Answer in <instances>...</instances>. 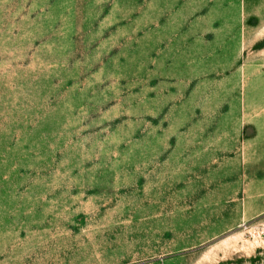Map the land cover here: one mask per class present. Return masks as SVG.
Returning <instances> with one entry per match:
<instances>
[{
    "label": "rangeland",
    "instance_id": "374dc122",
    "mask_svg": "<svg viewBox=\"0 0 264 264\" xmlns=\"http://www.w3.org/2000/svg\"><path fill=\"white\" fill-rule=\"evenodd\" d=\"M0 264H264V0H0Z\"/></svg>",
    "mask_w": 264,
    "mask_h": 264
}]
</instances>
